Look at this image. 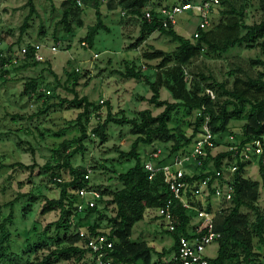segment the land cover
I'll use <instances>...</instances> for the list:
<instances>
[{"label": "rangeland", "instance_id": "374dc122", "mask_svg": "<svg viewBox=\"0 0 264 264\" xmlns=\"http://www.w3.org/2000/svg\"><path fill=\"white\" fill-rule=\"evenodd\" d=\"M65 1L35 0L36 14L22 34L21 27L30 13L28 0H0V224L6 221L11 245L9 255L21 257L19 264H37L52 250L66 245L60 244L58 238L63 239L66 233L67 237L74 234L73 230H60L58 234L56 222L60 218L59 211L45 215L41 213L48 199H58L60 195L52 173H61L68 181L71 168L90 171L91 185L107 195L121 188L119 175L132 168L135 161L121 158L120 153L129 152L138 136L133 134L130 125L110 123L106 129L107 141L103 143L98 136H93V130L107 118L106 103H110L112 115L118 119L123 116L139 119V113L144 110H150L154 116L162 113L164 108H157L149 102L152 92L148 80L155 82L158 74L163 75L166 69L159 68L160 59L150 60L146 55L154 51L172 54L178 46L171 37L159 31L134 46L141 35L143 20L125 9L121 0H77L81 2L77 4L80 11L74 8L70 18L71 32H68L62 22V4ZM199 1L149 0L142 13L165 5ZM259 2L224 0L214 16L210 31H219V25H225L229 19L242 21L243 26L260 23L262 12ZM96 4L108 30L99 32L91 49L85 37L89 28L97 23ZM232 9L235 13H220ZM197 25L195 17L186 15L175 28L178 34L191 38ZM242 33H245L244 29ZM262 42L264 39L258 43ZM25 47L30 49V54L24 60L21 52ZM33 47L40 48L41 60H35L36 50ZM53 47L58 49L56 53L51 51ZM263 59L259 44L239 45L226 53L213 52L204 45L202 53L186 64L183 71L191 91L198 90L202 94L213 81L226 84L230 90L236 78H256L262 73L263 67L255 65L254 61ZM131 67L141 71L144 79L122 77L121 73ZM203 76L210 80L204 81ZM163 78L167 80L165 75ZM75 94L87 97L101 109H91L89 117L80 120L79 115L83 110L72 108L65 102L71 101ZM160 99L178 103L165 87L160 90ZM225 100L224 97L217 98L218 104ZM233 109L232 106L228 107L229 111ZM250 109L247 106L244 117L230 122V132L241 134ZM197 119L196 111L185 108L173 111L169 128L174 140L166 145L160 142L151 146L140 145L139 153L143 160L156 146L166 149L179 141L181 148H184L186 139L194 132ZM82 128H85L86 135L79 142ZM228 133H218L220 141ZM63 142L67 151L61 147ZM74 150H77V154L70 159L68 168L48 171V167L63 166L64 157ZM21 165L36 166L29 169ZM259 169L256 165H250L244 177L262 185ZM10 202H14V205L6 207ZM259 205L264 208V189H261ZM243 211L249 212L246 209ZM104 214L114 216L111 207ZM76 220L77 227L85 230L95 223V216L85 219L80 214ZM99 223L102 231L110 230L107 220ZM132 240L146 242L152 247L155 251L153 261L157 260V263L160 261L158 253L167 251L168 254L164 256L167 259L174 245V238L165 230L163 221L157 219L155 210L147 211L144 219L135 224ZM254 247L256 253L264 256V247L257 237ZM217 254V245L208 248L207 256L210 259ZM238 260L240 258H234L228 263L236 264ZM55 264L96 263L91 255H87L80 262L72 259Z\"/></svg>", "mask_w": 264, "mask_h": 264}, {"label": "trees", "instance_id": "16d2710c", "mask_svg": "<svg viewBox=\"0 0 264 264\" xmlns=\"http://www.w3.org/2000/svg\"><path fill=\"white\" fill-rule=\"evenodd\" d=\"M35 0H28L30 13L26 17L21 33L24 34L28 28V23L32 16L36 14ZM52 1V0H49ZM222 0V5L223 6ZM260 10L262 12L261 22L252 26H243L242 21L237 19H229L225 25H219L221 29L217 32L208 31L204 33L197 42H193L191 38H185L178 34L175 27L169 30L163 28L159 21L155 18L152 22L145 19V13L142 9L146 6L149 0H121V5L137 16H141L143 24L141 27V35L138 43L134 46L145 42L153 33L159 31L164 35L171 37L172 42L177 43V49L172 54H166L163 51H154L146 55L147 59H160L159 68L166 69L163 78L160 73L155 82L148 80V85L152 92V97L149 99L150 104L157 108H164L163 112L157 116L152 115L150 110H144L139 113V119H129L126 116L120 119L113 117L112 107L110 103H106L108 113L103 124H99L94 130L93 135L98 136L101 142L107 141L106 129L110 123L120 126L130 125L134 135L138 136L132 144L131 150L127 153H120L121 158L134 160L135 165L126 173L120 174L118 179L121 183V188L110 194L100 191L102 198L98 201L93 209H88L83 213L78 212V198L75 194L76 190L88 185V181L84 180V175L87 171L72 169L68 181L63 178V175L52 173L53 182L58 185L60 195L58 199H48L42 209V214H48L53 211L60 212V218L56 222V227L59 230L67 232L73 230L74 234L69 237L64 235L63 239L58 238L60 244H66L64 247L52 250L45 258L37 264H55L60 261L75 259L77 262L82 261L90 251L84 247L82 238L79 235L76 217L80 214L84 215L85 219L95 216V223L86 227L84 230L89 237H95L100 234L107 235L114 241V250L110 255L113 264H164L168 254L167 251L158 253L160 261H153L154 249L146 242H134L132 240L133 228L136 223L143 220L145 214L149 210H157L161 207L169 197V191L163 181L162 175H157L153 180L149 179L148 173L145 171L144 160L139 153L140 145L151 146L155 142L167 144L174 140V135L171 134L169 123L173 111L178 108H185L189 111H197L203 106H206L207 112L211 115V129L213 133H227L235 135L243 139V142L260 140L264 143V59L254 61L255 65L263 67V72L256 78H236L232 89H227L226 84L213 81L204 88L202 94L198 90L191 91L188 89L186 77L183 67L192 59L199 56L204 50V45H207L211 51L217 53H226L230 49L239 45L259 44L264 56V42L258 43L264 39V0H259ZM77 0H67L62 4L64 9L62 22L68 32H71L70 18L74 13V8L79 10ZM154 13V11H153ZM220 13L227 15L235 13L231 11H221ZM97 23L91 26L86 34L85 40L92 49L96 36L101 30H108L104 24L102 13L96 4ZM245 33H242V30ZM33 51V49H32ZM174 64L173 67H170ZM122 77L128 79L142 80L144 75L141 71H136V68H127L125 73H121ZM204 81H209V78L202 77ZM147 80V79H146ZM167 88L173 98L178 103H170L160 99L161 88ZM212 89L216 94V99L212 100L205 94V90ZM226 98L222 104H218L217 98ZM68 102L72 108L83 110L79 115L81 120L83 117H89L91 109H101L100 106L94 105L87 97H79L77 94ZM232 106V111L228 107ZM250 106V113L246 117V122L241 127V134L230 132L228 127L233 119L244 117L246 107ZM201 119H197L194 132L189 139H186L184 148H181L180 142L167 146L168 155L172 156L178 153L181 149L190 148L193 140L198 134ZM81 138L79 142L85 138L86 130L81 129ZM78 143V142H73ZM66 143L63 142L61 147L65 148ZM77 154V150L67 154L63 161V166H57L53 169L48 167V171L62 170L69 167L70 159ZM230 154H222L218 157L216 167L221 166V160ZM168 159H164L167 162ZM239 170L235 175V196L229 207L221 214L216 216L217 230L221 232L222 238L218 243V254L215 258L209 259L210 264H229L228 261L234 258H240L236 264H264V256L255 252L254 239L257 237L260 244L264 247V208L259 205L261 189H264V167L260 166L259 174L262 180V185L258 181H252L244 177L245 170L251 165L250 163L238 160ZM22 166V165H21ZM36 166V165H33ZM24 167L34 169L35 167ZM56 175V176H55ZM55 178H61L62 183H57ZM198 179V178H196ZM14 202L6 204V207H12ZM112 208L114 216L108 217L104 211ZM249 212L246 213L243 210ZM2 207L0 206V216ZM180 218L179 231H187L190 224V217L182 208L177 210ZM12 217V214L9 218ZM252 217L254 219L252 220ZM8 218V219H9ZM71 219L73 221L71 222ZM107 220L110 225L109 231L99 229L100 221ZM158 219V218H157ZM7 220V219H6ZM170 234V233H169ZM174 238V245L168 258L176 251L177 233L170 234ZM59 237V236H58ZM11 245L9 243V232L6 229V221L0 224V264H19L15 255H9ZM163 259V260H162ZM160 262V263H159ZM31 264V263H27Z\"/></svg>", "mask_w": 264, "mask_h": 264}, {"label": "built area", "instance_id": "2783aa9c", "mask_svg": "<svg viewBox=\"0 0 264 264\" xmlns=\"http://www.w3.org/2000/svg\"><path fill=\"white\" fill-rule=\"evenodd\" d=\"M221 5L222 0L165 5L157 7L154 13L146 11L144 17L148 22L156 18L163 28L169 30L176 27L182 17L192 15L198 25L191 39L197 42L204 33L210 31L214 16ZM33 49L36 50L35 60H41L40 48ZM51 51L56 53L58 49L53 47ZM21 53L25 60L30 54V49L25 47ZM205 94L212 100L216 99L212 89L207 88ZM196 118L201 119L200 127L190 148L181 149L169 156L165 148L156 146L143 163L149 179L153 180L157 175H162L169 191L168 199L156 210V217L163 221L168 233H177V249L164 264H210L207 250L213 244L218 246L222 238L221 232L217 230L216 216L226 211L234 199V178L239 170L238 160L252 166L264 167L263 142H243V139L232 134L225 135L224 140L220 141L219 134L213 133L211 129V115L206 106L196 111ZM222 154H230L231 157L226 156L221 160V166L216 167L217 159ZM164 159L168 161L164 162ZM90 174L91 172L87 171L84 175L88 185L75 192L80 213L95 208L102 198L101 192L91 185ZM55 181L63 182L61 178H55ZM180 208L190 217V224L185 232L178 229L180 218L177 210ZM79 235L96 264H113L110 255L115 244L112 239L104 234L89 237L83 229L79 230Z\"/></svg>", "mask_w": 264, "mask_h": 264}]
</instances>
